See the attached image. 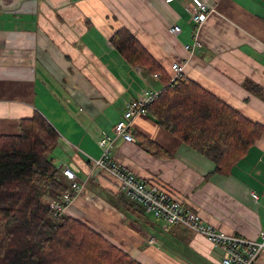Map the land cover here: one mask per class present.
Listing matches in <instances>:
<instances>
[{
  "label": "crops",
  "instance_id": "0c3cea01",
  "mask_svg": "<svg viewBox=\"0 0 264 264\" xmlns=\"http://www.w3.org/2000/svg\"><path fill=\"white\" fill-rule=\"evenodd\" d=\"M211 2L216 9L200 28L201 46L190 54L185 45L194 40L191 0H0V133H18L23 118L43 114L60 133L54 163H75L87 180L66 213L143 264H220L223 250L184 225L153 217L114 177L92 167L90 156L101 154L94 138L122 117L125 103L147 86H164L153 71L127 61L110 37L128 28L170 73L175 60L186 61V76L264 123V0ZM175 23L181 27L177 34L171 31ZM132 130L135 142L115 140L114 160L177 197L204 223L259 239L264 132L222 174L214 160L148 114L137 117ZM136 130L169 153L141 147ZM255 264H264V251Z\"/></svg>",
  "mask_w": 264,
  "mask_h": 264
},
{
  "label": "trees",
  "instance_id": "16d2710c",
  "mask_svg": "<svg viewBox=\"0 0 264 264\" xmlns=\"http://www.w3.org/2000/svg\"><path fill=\"white\" fill-rule=\"evenodd\" d=\"M110 43L131 64L161 74L164 87L147 114L214 160L217 172L229 174L263 134L264 123L185 74L168 84L173 69L170 73L128 28H118ZM134 132L144 149L169 153L154 138ZM59 137L38 111L21 120L20 132L0 133V264H143L87 222L51 205L70 188L52 156Z\"/></svg>",
  "mask_w": 264,
  "mask_h": 264
},
{
  "label": "built area",
  "instance_id": "2783aa9c",
  "mask_svg": "<svg viewBox=\"0 0 264 264\" xmlns=\"http://www.w3.org/2000/svg\"><path fill=\"white\" fill-rule=\"evenodd\" d=\"M188 9L195 30L194 40L186 44L185 48L192 54L201 46L199 34L202 24L216 8L211 0H191ZM171 31L175 34L179 33L180 25L173 24ZM185 66L186 61L184 60H175L172 63L173 72L168 84L185 74ZM152 76L161 80V74L158 72H153ZM163 87L147 86L137 97L125 103L123 115L113 124L112 131H103L98 137L97 142L101 148V154L98 158L90 156L92 167H98L109 173L117 180L118 185L125 193L135 202L142 204L148 213L162 219L165 224L184 225L190 230L204 235L213 244L220 246L223 250L220 264H255L264 251V228L259 230V239L219 230L211 224L204 223L198 212L187 208L177 197L154 183L138 178L131 169L113 159L112 147L115 140L122 137L130 142L136 141L132 130L134 120L141 115H147L150 104L160 95ZM59 168L70 188L62 193L60 200L54 199L50 203L58 213H65L75 197L81 193L87 180H82L79 168L73 162H64L60 164ZM253 195L257 196L256 193ZM150 240L154 239L150 238Z\"/></svg>",
  "mask_w": 264,
  "mask_h": 264
},
{
  "label": "rangeland",
  "instance_id": "374dc122",
  "mask_svg": "<svg viewBox=\"0 0 264 264\" xmlns=\"http://www.w3.org/2000/svg\"><path fill=\"white\" fill-rule=\"evenodd\" d=\"M114 123H115V122H114ZM114 123H113V124H114ZM113 124L111 125V127L113 126ZM111 127L108 129V131H110ZM94 140L96 141L97 139L94 138ZM94 148H96V147L94 146ZM99 152H100V149H99ZM100 153H101V152H100ZM124 193H125V192H124ZM125 194L128 195L127 193H125ZM128 197L130 198L129 195H128ZM151 215H152V214H151ZM153 217H154V216H153ZM155 218H156V217H155ZM158 219H159V218H158ZM159 236H160V235H159Z\"/></svg>",
  "mask_w": 264,
  "mask_h": 264
}]
</instances>
